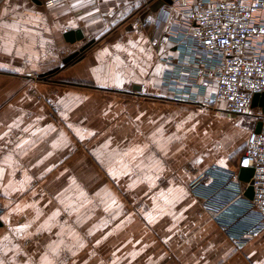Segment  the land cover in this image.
Masks as SVG:
<instances>
[{"label": "crops", "instance_id": "obj_1", "mask_svg": "<svg viewBox=\"0 0 264 264\" xmlns=\"http://www.w3.org/2000/svg\"><path fill=\"white\" fill-rule=\"evenodd\" d=\"M120 1L65 0L45 7L33 0H0V264H63L66 247L78 243L80 217L90 216V203L114 195L110 186L121 183L127 168L136 169V182L146 190L160 176L168 179L167 189L149 197L159 207L140 212L136 221L140 264H264V233L237 246L224 230L248 201L238 162L249 134L264 129V103L256 100L246 114L235 116L223 102L200 106L199 95L195 102L175 99L164 84L172 68L165 60L178 53L173 41L156 45L160 12L142 29L129 19L101 38L139 4L128 9L126 0L117 9ZM180 23L173 32L185 36L187 25ZM71 32L81 38L66 41ZM94 41L62 67L64 58ZM55 70V80L43 77ZM212 92L208 86L204 96ZM103 93L116 100L102 101ZM119 97L152 105L129 108ZM47 101L55 105V121ZM95 132L124 137L119 151L96 149ZM80 143L87 145L82 152ZM193 148L202 155L190 165L195 176L186 170L170 176L191 162ZM231 172L232 189L220 198L243 196L216 215L205 207V197ZM208 173V181L192 190ZM246 226L241 220L235 229ZM120 246L129 245L122 240Z\"/></svg>", "mask_w": 264, "mask_h": 264}, {"label": "built area", "instance_id": "obj_2", "mask_svg": "<svg viewBox=\"0 0 264 264\" xmlns=\"http://www.w3.org/2000/svg\"><path fill=\"white\" fill-rule=\"evenodd\" d=\"M38 1L45 7H51L65 0ZM93 1L100 3L102 0ZM169 1L168 4L160 0V8L153 14L148 10L143 16L131 18V26L142 29L160 12L157 27L161 30L158 31L156 45L161 47L173 41V48L178 53L176 59L169 57L165 60L172 67L164 78L167 90L182 102H195L199 95L202 96V101L197 103L200 106L223 102L227 113L235 116L246 114L253 96L264 93V0ZM180 22L187 25L185 36L173 32L175 24ZM208 86L213 88V92L205 97ZM193 88L198 92H193ZM238 166L252 169L248 182V187L253 190L252 198L245 201L240 217L225 223L224 230L237 246H242L264 233V129L249 134ZM209 176V173L200 176L191 189L208 181ZM234 177L233 172L228 173L221 187L205 197V207L214 214L221 213L232 204V199L237 202L242 198V192H237L233 198H220L223 191L232 189L230 185ZM2 213L0 204V216ZM241 220L247 222V226L236 231L237 222Z\"/></svg>", "mask_w": 264, "mask_h": 264}, {"label": "rangeland", "instance_id": "obj_3", "mask_svg": "<svg viewBox=\"0 0 264 264\" xmlns=\"http://www.w3.org/2000/svg\"><path fill=\"white\" fill-rule=\"evenodd\" d=\"M123 1L119 2L121 4L116 7L117 9L126 7ZM127 1L131 2L129 6L126 7L128 9L135 4L132 0ZM31 76H33L34 79L36 78L35 74ZM29 93L36 99L40 97L33 87L29 89ZM115 97L116 95L114 94H100L101 100L106 103L115 101ZM119 98L118 101L126 104L129 108H135L139 105L140 108L152 105V102L147 100L139 101ZM47 103L51 108L50 117L54 121L57 120L55 105L50 101H47ZM235 118L234 116L229 119L235 120ZM128 137L127 139H129ZM94 138L96 140V149L100 148L107 152L111 151L112 153L119 151L120 139L124 140V137L114 138L110 136L109 132H95ZM83 139H85V137H83ZM86 146L85 143L83 145L80 143V152H82V149H85ZM191 153V162L187 160L185 163H182L180 169L173 172L170 176H179L185 170L193 172V177L195 176L196 173L193 171L195 169L190 165L201 159L202 155L200 152H197L195 148L192 149ZM135 170V168H127V172L119 177L121 183L110 186L113 188L112 192H114V195L109 200L104 203L95 202L88 205V208L92 209L90 211V216L80 217L78 223L79 232L77 233L78 243H75V247L73 248L66 247L68 253H65L63 256V264H140V248H136L139 241L135 236L136 233L140 231V228L136 225V221L137 223L140 221V212L146 209L159 207L160 201L149 200V197L157 191L161 192L167 189L168 185L166 184L168 179L163 178L165 176L162 175L160 176L162 179L157 185H153L150 190H146L140 183L136 182L134 177ZM138 179H140V177ZM96 187L100 189L102 186ZM84 202L86 203V200H84ZM200 211H203L201 206ZM188 238L194 240V233ZM122 240L128 242L129 246L126 249L120 246V241ZM71 250L74 251L72 255L69 253ZM166 251L168 252V249H166ZM164 261L165 258H162L160 262Z\"/></svg>", "mask_w": 264, "mask_h": 264}, {"label": "water", "instance_id": "obj_4", "mask_svg": "<svg viewBox=\"0 0 264 264\" xmlns=\"http://www.w3.org/2000/svg\"><path fill=\"white\" fill-rule=\"evenodd\" d=\"M33 1L34 2L36 1L38 3V0H33ZM163 1L168 3V4L170 3L169 0H163ZM64 37H65L66 41L72 42L76 39H80L81 34H80V32H75V33L71 32V33H67ZM91 44L92 43L89 42V43L85 44L82 48H80L77 52H74V53L68 55L66 58H64L62 63L63 64L69 63L74 58H76L79 54H81L85 49H87ZM49 73H52V72H49ZM256 100H259L260 104L262 105L264 103V93L263 94H255L252 98L251 103H254ZM251 175H252V169L251 168H241L239 170V173H238L239 180L244 182V183L249 182ZM252 193H253L252 188L248 187L245 195L248 199H251Z\"/></svg>", "mask_w": 264, "mask_h": 264}, {"label": "trees", "instance_id": "obj_5", "mask_svg": "<svg viewBox=\"0 0 264 264\" xmlns=\"http://www.w3.org/2000/svg\"><path fill=\"white\" fill-rule=\"evenodd\" d=\"M162 2H160V0H144L139 2V4L137 5V7L130 12L123 20H121L119 22V24L115 25L114 27H112L111 29H109L108 31H106L101 38H104L107 34L111 33L112 31H114L115 29L118 28V26L120 24H122L123 22L128 21L129 19L135 17L136 15H143L145 14L148 10H154L157 9L158 7H160ZM97 41H94L89 47H91L92 45H94ZM89 47L87 49H85L81 54H79L76 58H74L72 61H70L67 64H63L62 67H65L75 61H77L79 58L82 57V55L89 49ZM58 70L53 71L52 73H47L46 75H44V78H47L49 81L54 80V75L57 73Z\"/></svg>", "mask_w": 264, "mask_h": 264}]
</instances>
